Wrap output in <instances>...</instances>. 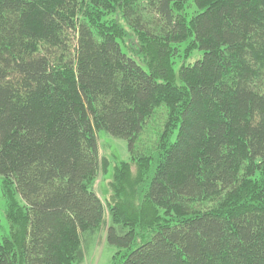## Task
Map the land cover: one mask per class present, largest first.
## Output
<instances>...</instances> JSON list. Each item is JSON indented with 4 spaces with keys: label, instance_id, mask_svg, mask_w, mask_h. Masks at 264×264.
I'll return each mask as SVG.
<instances>
[{
    "label": "trees",
    "instance_id": "1",
    "mask_svg": "<svg viewBox=\"0 0 264 264\" xmlns=\"http://www.w3.org/2000/svg\"><path fill=\"white\" fill-rule=\"evenodd\" d=\"M0 181V264H264V0H0Z\"/></svg>",
    "mask_w": 264,
    "mask_h": 264
},
{
    "label": "rangeland",
    "instance_id": "2",
    "mask_svg": "<svg viewBox=\"0 0 264 264\" xmlns=\"http://www.w3.org/2000/svg\"><path fill=\"white\" fill-rule=\"evenodd\" d=\"M193 9L187 10V13L190 15ZM131 32V36L128 37V44L124 46L126 52L134 57L141 65L146 66L147 62L143 59V57L139 54V42L134 33L131 30L127 29ZM184 45L180 49V55L175 57V69L178 71L179 67L182 64H193L197 59L202 57L200 51L194 50L189 54V56L183 57ZM99 146H100V154L103 157H107L111 162L109 172L107 174L103 172H99L98 178L95 182V188L105 203L107 198L111 194L110 183L113 180V164L114 162L121 161H130V153L128 150L127 141L123 138L115 137L107 133L106 131L99 132ZM133 173L137 172L136 166H132ZM133 191L132 189H128L127 193ZM133 196V199L136 201L137 197L133 194L129 196ZM128 196V197H129ZM19 199L20 196H17ZM108 216H106L107 219ZM0 223L1 230L0 236L2 237L9 230V225L7 219L5 217V199L3 196L2 185L0 181ZM90 236L92 234H89ZM88 245H85L86 259L82 264H109L112 260L113 255L115 254L117 248L111 246L106 241V228L102 227L96 234L92 235L89 239Z\"/></svg>",
    "mask_w": 264,
    "mask_h": 264
}]
</instances>
